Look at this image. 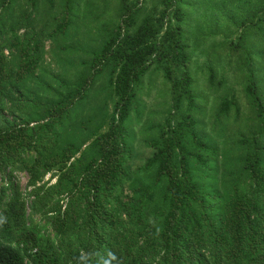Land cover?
<instances>
[{
  "label": "trees",
  "instance_id": "1",
  "mask_svg": "<svg viewBox=\"0 0 264 264\" xmlns=\"http://www.w3.org/2000/svg\"><path fill=\"white\" fill-rule=\"evenodd\" d=\"M0 264H264V0H0Z\"/></svg>",
  "mask_w": 264,
  "mask_h": 264
},
{
  "label": "rangeland",
  "instance_id": "2",
  "mask_svg": "<svg viewBox=\"0 0 264 264\" xmlns=\"http://www.w3.org/2000/svg\"><path fill=\"white\" fill-rule=\"evenodd\" d=\"M198 61H200V59ZM51 70L55 71L54 64L51 65ZM196 73H198V72H196ZM150 79H151L150 81H148V80L144 81L143 89L141 90V93L138 95V103H146L145 101L149 102V98H146V100L143 98V94H145V93L147 94L148 91H150L149 94L152 92L153 94H151V95L154 96V100L151 103H156V104L157 103H165V100H164L165 94L163 92V89L162 88L159 89V85L160 84L162 85V82H163L161 74L158 73L155 77L152 75ZM158 90H161L162 92L160 91V94H156L159 92ZM144 96H146V95H144ZM150 100H152V98ZM21 183H22V185H24L25 179H21Z\"/></svg>",
  "mask_w": 264,
  "mask_h": 264
}]
</instances>
